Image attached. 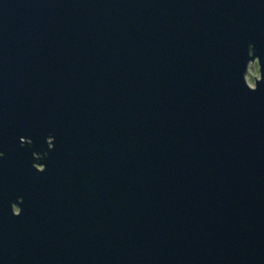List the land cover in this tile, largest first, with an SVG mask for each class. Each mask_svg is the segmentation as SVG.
<instances>
[{"label": "water", "instance_id": "95a60500", "mask_svg": "<svg viewBox=\"0 0 264 264\" xmlns=\"http://www.w3.org/2000/svg\"><path fill=\"white\" fill-rule=\"evenodd\" d=\"M0 264H264V0H0Z\"/></svg>", "mask_w": 264, "mask_h": 264}, {"label": "rangeland", "instance_id": "374dc122", "mask_svg": "<svg viewBox=\"0 0 264 264\" xmlns=\"http://www.w3.org/2000/svg\"><path fill=\"white\" fill-rule=\"evenodd\" d=\"M255 76H257L258 78L260 77V68H259L258 62L252 63L250 65V70L248 73V82L252 86H255V81H256Z\"/></svg>", "mask_w": 264, "mask_h": 264}, {"label": "flooded vegetation", "instance_id": "af4514ba", "mask_svg": "<svg viewBox=\"0 0 264 264\" xmlns=\"http://www.w3.org/2000/svg\"><path fill=\"white\" fill-rule=\"evenodd\" d=\"M257 62V61H256ZM255 62V63H256ZM259 65V64H258ZM260 68V67H259ZM255 85H256V81H255ZM37 156H40L39 154H37ZM15 210L17 211V212H19V208L18 207H15Z\"/></svg>", "mask_w": 264, "mask_h": 264}]
</instances>
